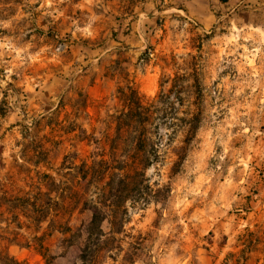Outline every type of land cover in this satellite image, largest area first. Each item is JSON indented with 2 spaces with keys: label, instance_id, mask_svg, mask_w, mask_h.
Here are the masks:
<instances>
[{
  "label": "rangeland",
  "instance_id": "obj_1",
  "mask_svg": "<svg viewBox=\"0 0 264 264\" xmlns=\"http://www.w3.org/2000/svg\"><path fill=\"white\" fill-rule=\"evenodd\" d=\"M0 19V264H81L132 90L161 159L90 264H264V0H0Z\"/></svg>",
  "mask_w": 264,
  "mask_h": 264
},
{
  "label": "trees",
  "instance_id": "obj_2",
  "mask_svg": "<svg viewBox=\"0 0 264 264\" xmlns=\"http://www.w3.org/2000/svg\"><path fill=\"white\" fill-rule=\"evenodd\" d=\"M123 100L127 105V112L124 113L127 124L124 125L123 129L129 134L124 140L129 143L130 157L125 166L109 170L101 180L100 188H98L95 200H92L90 207L93 214L85 230L86 241L82 249L81 264L93 263L108 241L119 233L118 231H120V227L124 224L128 215V204L134 205L135 202H138L141 205H145L150 201L149 198L138 199L136 182L139 178H145L146 170L151 165L149 160L152 157L161 159L158 150L160 146H157L148 131V122L153 114L151 107L142 104L135 90L128 92ZM143 117H145V120H141ZM170 120L171 124L166 125L167 127L172 125L174 133L179 130L176 127L180 129L189 127L188 131L197 130L195 118L188 120L187 118L173 116ZM117 129L120 130L122 127L118 126ZM137 129H139L137 135L132 136L133 131ZM120 138L117 139L119 140ZM91 173L92 171L89 168L84 172L81 180L84 182L90 179ZM105 222L110 225V233H106L103 229ZM82 232L81 230L80 234H73L71 236L72 241L81 238Z\"/></svg>",
  "mask_w": 264,
  "mask_h": 264
},
{
  "label": "crops",
  "instance_id": "obj_3",
  "mask_svg": "<svg viewBox=\"0 0 264 264\" xmlns=\"http://www.w3.org/2000/svg\"><path fill=\"white\" fill-rule=\"evenodd\" d=\"M5 25V21H3L2 19H0V28ZM6 42V38L2 37L1 33H0V55L2 52L5 51V47H4V43Z\"/></svg>",
  "mask_w": 264,
  "mask_h": 264
}]
</instances>
